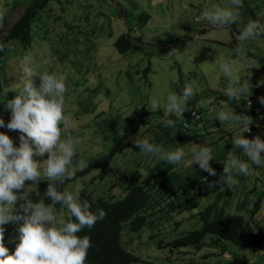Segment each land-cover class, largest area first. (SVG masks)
<instances>
[{
	"label": "rangeland",
	"instance_id": "1",
	"mask_svg": "<svg viewBox=\"0 0 264 264\" xmlns=\"http://www.w3.org/2000/svg\"><path fill=\"white\" fill-rule=\"evenodd\" d=\"M30 1L0 0V13L3 14L9 9L15 18L18 6ZM242 5L235 8L229 0H48L31 22L28 44L22 46L16 41L12 43L7 41L6 49L1 55L3 87H0V119L4 121V134L10 137L14 146L19 147L21 133L9 130L6 126L11 119V111L6 107V103L15 97L17 94L15 91L19 90L26 79L23 71V57L26 55L33 58V67L37 73H55L66 78L65 93L69 90V94L65 97L64 114L69 122L68 132L74 139L80 141L75 145L78 159L70 166L74 171L81 168L80 161L86 163L87 158L101 155L106 145H109V131L104 132L106 135L103 138L100 137L101 131H97L104 118L114 117L117 113L124 116L139 104L143 111L141 116L146 119L141 131L148 136L151 132L148 127L153 123L159 124L162 117L157 118L158 113L152 111L153 99L160 102L159 108L155 110L166 113V97L175 92L181 94L184 85H190L194 92L204 93L203 90L212 88L225 92L229 78L220 70L218 64L220 60L234 61L240 83L245 87L242 93L246 97L245 107L252 102V96H258L257 99L264 102V35L249 38L242 45L239 41L240 31L250 21L258 22L264 27V0H242ZM214 7L231 10L234 23L225 27L213 26L204 18V13ZM245 7L253 9L254 14L250 15ZM139 12L147 14L146 20L144 19L142 23L138 22ZM121 32L140 37L142 47L139 50L124 52L115 50L112 41ZM241 46L245 53L243 57L237 55L235 51ZM147 63L150 69L143 75L142 68ZM257 85L261 88L259 89ZM194 99H197L194 101L197 108L201 109V96H195ZM209 100L208 108L204 110V115H207L208 119L203 120L207 129L212 130L209 137L215 139L218 146H223L220 144L223 141H220L221 139H232L233 143L235 137H238L245 127L242 126L238 131L230 130L233 127L228 126L233 124L232 121L219 122L216 118L219 111L232 110L228 108L225 100L217 97ZM190 104L191 99L187 102V109ZM248 119L247 117L245 120ZM261 119L260 123L256 120L255 130L250 124L248 125L250 131H245L246 133L243 132L242 135L251 137L257 130L262 129L259 125H263L264 128V113L261 114ZM159 128L156 129L157 132ZM64 131V125L61 124L62 139ZM224 131L228 132V137L222 138L219 135ZM214 146L211 143L206 147L212 149ZM159 148L163 150L162 147ZM185 150L189 155V149ZM115 157L118 158V155ZM122 158L127 157H121L113 163L118 166L112 164L106 167L102 178L93 176L97 170H91L83 175L75 174L65 184L64 192L74 194L83 187L95 195L98 193H109L114 197L122 195L123 181L130 179L139 182L145 174L144 167L141 170L139 167L129 168L123 178L120 174ZM135 159L141 164L144 160L150 163V160H153L150 154L144 152ZM43 160H40L41 164ZM250 175L251 179L257 177V182L261 181L264 185V164L255 165ZM247 181H241L231 189L222 188L223 196L212 206L211 216L217 213L222 204L224 213H231L236 210L234 208L238 199L245 198L248 202L251 201L254 189H256L254 193H257L261 189V183L246 189ZM24 191L29 198L34 191V183L26 181L25 189L16 194L22 196ZM209 197H201L194 207L183 210L181 215L186 214V217L171 235L198 227L200 219L195 213L210 202ZM22 202L18 200V208ZM240 210L246 211V207L243 206ZM191 213L193 216H189ZM170 214L172 215L169 220L180 221L182 218L173 210L169 211ZM161 215L159 212L156 218L157 230L165 232L167 226L171 224L168 225L166 216L158 218ZM56 216L63 219L60 214ZM256 218L258 226L254 230H260V226L264 227V212L261 217ZM145 236L143 230L140 237L134 232H129L128 236L121 238L126 248L143 260L132 264H225L224 262L232 264L231 260L223 258L225 252L234 257L245 255L246 264H264V249L260 251L252 245H235L225 240L223 251H220L219 243L203 244L199 249L192 247L169 249L164 244L157 246L153 239L148 240Z\"/></svg>",
	"mask_w": 264,
	"mask_h": 264
},
{
	"label": "trees",
	"instance_id": "2",
	"mask_svg": "<svg viewBox=\"0 0 264 264\" xmlns=\"http://www.w3.org/2000/svg\"><path fill=\"white\" fill-rule=\"evenodd\" d=\"M48 0H31L23 6H18V11L13 18L11 10L4 11L3 20L0 21V64L1 55L6 48V42L10 43L16 41L22 46H25L30 41L31 22L36 18L37 13L42 9ZM245 10L250 15L254 14L253 9L245 7ZM138 22L142 23L147 18L145 12L137 14ZM145 19V20H144ZM243 30V29H242ZM241 30V31H242ZM240 31V32H241ZM140 37L131 36L127 32L119 33L112 41V46L118 52L126 50H139L142 44ZM264 67V66H263ZM149 64L142 68L143 75L149 71ZM3 75L2 67L0 66V87L1 77ZM32 81L38 85L39 76H34ZM257 87L260 89L261 86ZM204 93L194 92L193 99L189 108L181 114L173 113L168 115L162 113L160 110H152L157 112L158 116H162L159 124L153 123L148 128L151 130L148 136H145L141 131L142 124L146 123V119L141 116L142 107L139 104L135 105L124 116L118 113L114 117L103 119L97 129L100 130V137L103 138L108 132L109 145H106L104 152L97 157H89L86 160L85 167L76 170L75 174L80 175L91 170H97L93 176L99 178L104 177L105 168L112 165L115 161L122 158V170L120 174L124 178L125 171L129 168L145 169L143 178L138 182L128 179L123 181L122 195L114 197L112 194H93L86 188H80L73 195L79 196L81 202L87 201L91 208L90 210L98 214V210H103L106 215L102 220H98L91 228H84L77 235L80 237L87 236L90 239L91 247L87 251V257L84 264H132L138 261H143L142 258L128 250L123 244L121 238L128 236L129 232H134L138 237L141 231L146 233L145 238L154 240L157 246L162 244L172 248L192 247L199 249L203 244L211 245L219 243L221 250L225 249L224 241L227 240L235 245H252L253 247L264 249V227L258 226L256 217H261L264 212V185L261 181L257 182V177L251 179L250 173L255 169L248 158L243 154L242 149H238L232 142V139H221L223 146H218L217 141L209 137L212 130H208L206 124H203L204 119H208L204 115V110L208 108L209 99L215 97L225 100L228 108L234 111L237 115H242V119L252 124L254 130L258 123L262 121L261 114L264 113V102L257 99L258 96L251 97L252 102L247 107L244 106L245 98L242 94L237 97L230 98L225 92H220L218 89L203 90ZM201 96L202 108L198 109L194 101L195 96ZM221 101V100H217ZM248 103V100L246 101ZM94 109V106L92 107ZM191 110L196 113V116L191 115ZM92 111V110H91ZM248 120H245L246 118ZM165 118L175 121V127L165 128L162 126ZM232 125L228 127L230 130H239L246 123H237L232 121ZM256 125V126H255ZM160 126V128H159ZM226 127V130L228 129ZM260 129L251 135V137H244L247 139H254L260 137L264 140L263 125H259ZM258 127V128H259ZM159 128V132L156 129ZM250 131V130H249ZM253 131V130H252ZM251 131V132H252ZM246 133V132H245ZM239 136L241 134H238ZM218 136V135H217ZM222 138L228 137V132H222ZM235 137V136H233ZM237 138V137H235ZM147 139L149 143L163 148V151H174L181 149L185 153V159L180 164L170 165L165 161L159 159L157 156L150 154L153 160L143 161L142 164L137 162L135 157L142 155V151L136 147L135 143L138 140ZM213 143L215 146L211 149L213 160L210 161V166L215 170L216 176H209L206 172L200 170L198 164H191L192 150L202 146H209ZM185 148L189 149L190 154L187 155ZM190 149H192L190 151ZM126 150V151H125ZM231 152L233 155L246 162L250 166L248 175H235V179L240 184L241 181H246V189L253 188L254 184L261 183V189L254 193L251 201L245 198L237 200L235 203L236 209L231 213H224L222 209L223 204L219 207L216 214L211 216L212 206L223 196V164L227 161V155ZM118 155V158L115 155ZM46 157V156H45ZM133 157L134 159H130ZM145 157V156H144ZM38 160L41 157L37 158ZM78 158L76 154L73 157V162ZM187 163V164H185ZM131 165L133 167H131ZM118 166V164H113ZM69 179H65L63 183L55 182L58 191L64 192V186ZM51 181L45 177H41L39 182L35 183V193L29 197L33 202L43 201L46 205H50L54 209L55 215L60 214L64 220L73 219L70 216L67 208L60 203L53 204V202L45 196L47 185ZM249 191V190H248ZM210 196V202L206 204L203 209L197 211L195 215L200 219V225L196 228L188 229L178 235H171V232L177 229L181 220L186 217L182 216V211L187 208H192L198 203L201 197ZM162 200V201H160ZM23 203V202H22ZM21 203V204H22ZM246 207V211L240 210ZM173 210L178 214L180 221L173 219L169 220V211ZM63 213H60V212ZM21 209L16 204L14 206V213H20ZM166 216L167 226L165 232L157 230L158 224L156 218ZM189 216H193L191 213ZM165 218V217H164ZM170 221V222H169ZM4 243L9 251H14L16 238L18 236V224L8 223L3 225ZM225 260H231L234 264H246L247 257L241 254L240 257H234L232 254L225 252L223 254ZM227 264L226 262H224Z\"/></svg>",
	"mask_w": 264,
	"mask_h": 264
},
{
	"label": "clouds",
	"instance_id": "3",
	"mask_svg": "<svg viewBox=\"0 0 264 264\" xmlns=\"http://www.w3.org/2000/svg\"><path fill=\"white\" fill-rule=\"evenodd\" d=\"M235 7H242V0H229ZM213 26L225 27L234 23L233 12L228 8L214 7L204 13ZM3 14L0 13V21ZM264 35V27L258 22L250 21L240 32L241 45L249 38ZM6 49V48H5ZM237 55H245L243 47L236 48ZM2 59V56H1ZM34 61L30 55L23 57V71L26 76L22 86L19 87L15 97L6 103L11 111V119L7 123L9 130L19 131V147L13 145L10 137L4 134V121L0 119V264H84L87 251L91 247L89 237L77 235L82 229H91L98 220H102L106 213L98 210V214L90 210L87 201L81 202L78 194L60 192L55 182L63 183L65 179L74 177L75 172L70 168L75 155V145L80 143L68 132L69 122L64 114L66 92L65 77L55 73H37L33 67ZM220 70L229 78L226 95L230 98L244 93L245 87L240 83V76L234 66V61H218ZM39 75V86L33 83L32 78ZM78 83V81H75ZM36 86H35V85ZM65 93V94H64ZM194 90L190 85H184L181 94L176 92L166 97L165 111L168 115L184 113L187 102L193 97ZM160 102L153 99V110L159 108ZM90 111V110H89ZM193 116H196L193 112ZM217 120L221 123L234 121L246 123L242 115L234 111H219ZM61 124L64 125V138L62 139ZM248 124L243 130L249 131ZM165 128L175 127V121L165 118L162 123ZM242 132V133H243ZM234 139L233 143L242 149L248 160L257 166L264 164V140L260 137L254 139L244 138L242 135ZM145 154H153L170 165L180 164L185 153L181 149L163 151L161 148L149 143L147 139L135 143ZM191 164H198L200 170L209 176H216L215 170L210 166L213 160L211 149L206 146L192 150ZM46 156V157H45ZM41 157L43 163L37 158ZM80 167L85 163L80 161ZM250 166L231 152L223 164V184L228 189L234 187L238 181L235 175H248ZM41 175L51 181L47 185L45 196L53 204H63L71 218L58 219L54 209L43 201L33 202L24 194L16 193L25 189V182H39ZM82 188V187H81ZM32 196V195H31ZM18 200L20 213H14V206ZM8 223L18 224V236L14 251H9L4 243V227Z\"/></svg>",
	"mask_w": 264,
	"mask_h": 264
},
{
	"label": "built area",
	"instance_id": "4",
	"mask_svg": "<svg viewBox=\"0 0 264 264\" xmlns=\"http://www.w3.org/2000/svg\"><path fill=\"white\" fill-rule=\"evenodd\" d=\"M190 112H191V115L193 116V112H194V111H193V110H191ZM195 114H196V113H195Z\"/></svg>",
	"mask_w": 264,
	"mask_h": 264
}]
</instances>
